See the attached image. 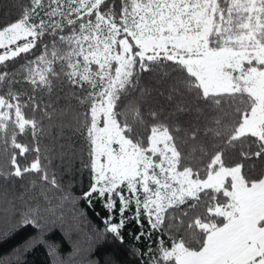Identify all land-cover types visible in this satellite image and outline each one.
Wrapping results in <instances>:
<instances>
[{
    "label": "snow or ice",
    "instance_id": "1",
    "mask_svg": "<svg viewBox=\"0 0 264 264\" xmlns=\"http://www.w3.org/2000/svg\"><path fill=\"white\" fill-rule=\"evenodd\" d=\"M14 8L0 25V182L31 179L3 193L0 220L38 235L0 264H21L66 206L82 220L78 200L108 212L97 238L123 243L134 223L144 264H264V0ZM58 167L87 173V191L74 197Z\"/></svg>",
    "mask_w": 264,
    "mask_h": 264
},
{
    "label": "trees",
    "instance_id": "2",
    "mask_svg": "<svg viewBox=\"0 0 264 264\" xmlns=\"http://www.w3.org/2000/svg\"><path fill=\"white\" fill-rule=\"evenodd\" d=\"M15 2L16 0H0V25L16 19L18 13L14 8ZM23 62V60H19L13 67H18ZM17 88L28 92L29 95L32 94L27 83L17 85ZM36 95L42 97L45 102L48 100V96L45 93L38 91ZM21 142L28 143L29 141L28 138H22ZM45 143H48V141L45 140ZM77 146H79V141H77ZM31 158L29 156L28 161ZM55 163L59 165L60 161L57 160ZM79 167L80 164L77 162L75 168L78 169ZM56 170L58 177L62 176L61 182L63 184H68L72 181L71 191L74 197L78 198L84 191H87V173L84 174L83 183H80L79 173L73 178L72 175L64 172L63 168L58 167ZM29 179L31 178L25 177L24 180H16L11 184L0 182V197L3 196L4 192H7L9 196L13 192H19ZM2 204L3 200L0 199V205ZM77 212L82 215V220L73 219L74 213L69 206H66L64 220L55 222L54 227L44 229V232L40 234L43 243L23 253L21 264H52L54 257L49 254V246L51 245L57 246V251L61 258L67 260L71 257L75 264H144V260L133 255V252L136 249L146 250L149 242L146 240L141 242L134 241L133 236L139 231L134 223L129 224L123 230L124 242L120 243L114 240L111 235H99V238H97L98 234L94 235L97 229L101 233L103 232L102 219L108 216V212L105 211L99 201H93V204L89 206L86 201L78 200ZM145 227L147 228L146 223ZM4 230H7L10 234L6 239L3 235H0V258H7L14 249L38 235V230L32 226L14 230L9 223L0 220V231ZM163 238L167 240L166 235ZM156 239V235H153V246H155ZM77 247L82 250L80 253L75 252Z\"/></svg>",
    "mask_w": 264,
    "mask_h": 264
}]
</instances>
